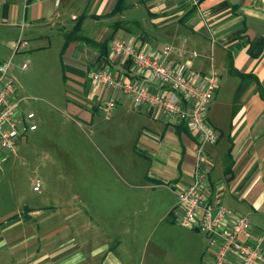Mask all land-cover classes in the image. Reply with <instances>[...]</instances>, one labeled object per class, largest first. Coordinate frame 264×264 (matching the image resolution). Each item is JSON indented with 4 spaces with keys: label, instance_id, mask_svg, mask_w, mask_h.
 Segmentation results:
<instances>
[{
    "label": "crops",
    "instance_id": "crops-1",
    "mask_svg": "<svg viewBox=\"0 0 264 264\" xmlns=\"http://www.w3.org/2000/svg\"><path fill=\"white\" fill-rule=\"evenodd\" d=\"M117 1L0 0V46L11 57L22 51L33 59L54 49L67 82L65 110L89 126L113 118L115 128L131 132L130 156H117L128 160L115 171L121 185L112 187V197L84 200L80 222L79 208L46 230L45 207L0 215V264H190L180 256L188 248L196 260L213 261L197 230L152 227L154 213L175 222L177 192L192 179L197 135L177 117L148 102L136 106L132 94L90 77L106 69L159 90L147 70L110 54L114 36L148 50L169 44L168 62L182 67L189 60L196 74L214 66L218 84L207 122L219 137L206 147L208 197L246 215L253 238L264 232V0H124L113 11ZM19 37L28 45L14 52ZM111 97L114 110L105 117L101 107ZM140 205L150 212L139 216Z\"/></svg>",
    "mask_w": 264,
    "mask_h": 264
},
{
    "label": "rangeland",
    "instance_id": "rangeland-1",
    "mask_svg": "<svg viewBox=\"0 0 264 264\" xmlns=\"http://www.w3.org/2000/svg\"><path fill=\"white\" fill-rule=\"evenodd\" d=\"M21 52L11 57L13 54L0 46V60L11 63L10 74L19 86V106L25 113L32 111L35 114L33 121L37 129L25 134L0 172V215L25 207H45L48 210L43 221L46 230L57 220L62 224L66 213L79 208L80 214L75 219L80 222V217L85 215L82 212L84 200L112 197V187L121 185L115 171L128 160L125 158L121 162L117 156H130L131 132L115 128L113 118L110 121L100 118V123L89 126L70 115L65 110L67 82L64 86L57 51L52 49L35 59ZM22 60L28 63L25 71L20 70ZM17 63L20 69L14 67ZM227 94L222 90L220 97ZM141 166L145 168V163ZM143 175L142 171L140 178ZM36 179L41 184L39 192L32 189ZM125 191H121L122 195ZM149 212L140 205L139 216ZM154 215L153 228L188 230L180 226L177 219L170 221L168 214L161 220L156 213ZM205 240L208 245L206 237ZM180 256L190 264L208 263L207 260H196L189 248Z\"/></svg>",
    "mask_w": 264,
    "mask_h": 264
},
{
    "label": "built area",
    "instance_id": "built-area-1",
    "mask_svg": "<svg viewBox=\"0 0 264 264\" xmlns=\"http://www.w3.org/2000/svg\"><path fill=\"white\" fill-rule=\"evenodd\" d=\"M196 2V0H194ZM28 39H16L13 51L23 50ZM110 54L120 59H130L140 69L147 70L149 79L160 86L156 92L146 84L117 78L106 69L90 71L93 80L132 94L136 106L148 102L167 114L177 117L196 133L194 164L191 182L177 192L176 219L180 226L197 230L206 235L213 261L209 264H264V232L254 238L249 218L233 214L219 200L208 197L207 174L209 159L206 147L214 144L218 132L207 122L209 102L218 84V72L211 64L202 74L190 69V61L176 67L167 57L171 45L163 44L156 50L141 47L138 42L111 37L108 41ZM27 66L21 63V68ZM11 63L0 62V171L5 160L15 153L27 132L36 129L33 112L22 113L19 108L18 84L10 74ZM113 97L105 101L101 111L109 117L114 110ZM32 189L41 190L40 181L34 180Z\"/></svg>",
    "mask_w": 264,
    "mask_h": 264
},
{
    "label": "trees",
    "instance_id": "trees-1",
    "mask_svg": "<svg viewBox=\"0 0 264 264\" xmlns=\"http://www.w3.org/2000/svg\"><path fill=\"white\" fill-rule=\"evenodd\" d=\"M125 5H126V4H125L124 0H118V1L116 2V4H115L114 8H113V11L120 10V9H122ZM78 37H80V35H79V36H78V35H74V37L71 36V35H68V36H67V39L78 38ZM261 42H262V41H261ZM101 53H102V51H101ZM238 74H239L241 77H244V76H248V75L251 74V73L238 72ZM254 78H255V80H257L255 76H254ZM259 87H260V86H259ZM260 93L264 96V88H261Z\"/></svg>",
    "mask_w": 264,
    "mask_h": 264
}]
</instances>
